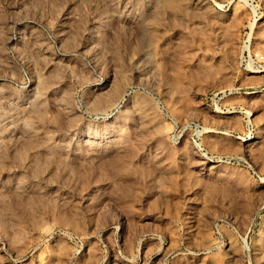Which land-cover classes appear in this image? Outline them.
<instances>
[{"label": "rangeland", "instance_id": "1", "mask_svg": "<svg viewBox=\"0 0 264 264\" xmlns=\"http://www.w3.org/2000/svg\"><path fill=\"white\" fill-rule=\"evenodd\" d=\"M0 264H264V0H0Z\"/></svg>", "mask_w": 264, "mask_h": 264}]
</instances>
